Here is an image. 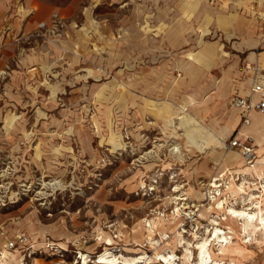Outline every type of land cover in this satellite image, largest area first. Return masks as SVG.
I'll use <instances>...</instances> for the list:
<instances>
[{
	"label": "rangeland",
	"instance_id": "obj_1",
	"mask_svg": "<svg viewBox=\"0 0 264 264\" xmlns=\"http://www.w3.org/2000/svg\"><path fill=\"white\" fill-rule=\"evenodd\" d=\"M47 1L69 8L54 33L32 24L22 38L0 39V262L6 250V264H73L79 251L95 264L104 247L132 256L141 245L150 256L168 250L189 264L175 231L184 228L182 239L192 241L217 218L232 237L224 254L211 241L214 258L264 264L258 231L244 233L224 209L198 201L222 170L248 165L228 146L240 127L229 99L250 75L244 53L238 71L234 44L264 38V0H184L175 21L156 19L157 0ZM233 64L225 100L195 99L193 86ZM211 113L214 124L228 115V131L210 126ZM242 177H220L216 201L239 208L252 200L264 210L259 177L245 174L250 182L240 190ZM185 191L187 202L205 205L176 211L171 197ZM154 217L150 242L144 221Z\"/></svg>",
	"mask_w": 264,
	"mask_h": 264
},
{
	"label": "crops",
	"instance_id": "obj_2",
	"mask_svg": "<svg viewBox=\"0 0 264 264\" xmlns=\"http://www.w3.org/2000/svg\"><path fill=\"white\" fill-rule=\"evenodd\" d=\"M91 1L98 4L101 3V1L111 2L112 0ZM157 2L161 6L157 12L156 19H164L166 16L172 21L180 19V15L184 11V8L182 7L185 4L184 0H157ZM90 9V3L82 5L81 13L83 16L89 15ZM53 11L58 12L62 18L65 19L69 13V8L64 5L55 6L53 8L51 3L47 0H0V39L9 38L10 36L12 38H22L23 36H26L30 33L29 26L31 27L32 24L37 25L39 21L48 19L50 13ZM94 21L96 27L101 25L99 20L94 19ZM235 42L234 52L237 59L236 66H239L242 58L241 53H244L243 61L246 62L247 65L246 67H243V70L248 69L250 75L242 82L243 88L241 90L240 88H236L231 96L234 94L241 96L249 95L252 82L257 80L260 74H264V49H253V45H259V43L264 45V38L259 37L250 39L249 37L244 36L243 39H238ZM236 66L233 64L230 69L226 66L217 68V70L209 77L208 75L206 76L204 83H199L193 87L192 85H189L192 87L191 90L194 93L195 99L204 98L207 101L225 100L229 93V87L233 83L229 80L228 72L235 74L233 70H236ZM238 71L240 72L239 67ZM239 86L240 85L237 84V87ZM260 97L261 95L256 92L251 93L252 100H258ZM232 107L237 112L240 121V127L237 129L235 136L241 140L248 137L253 145L258 144V147L255 148V153L256 150L264 151V111L257 109L250 110L248 114L249 122L244 123L242 122L240 108L235 106ZM198 116H207V114L199 112ZM208 117L210 118V126H214L216 131H228L227 114L225 118L221 115L219 123L215 120V124L212 119V113L208 114ZM241 129L244 130L242 131ZM230 131V135H232L234 132L233 129ZM258 156L260 157L261 154ZM257 158L256 155V159ZM51 264L57 263L52 262Z\"/></svg>",
	"mask_w": 264,
	"mask_h": 264
},
{
	"label": "bare ground",
	"instance_id": "obj_3",
	"mask_svg": "<svg viewBox=\"0 0 264 264\" xmlns=\"http://www.w3.org/2000/svg\"><path fill=\"white\" fill-rule=\"evenodd\" d=\"M182 109H186L187 107L185 105L180 106ZM191 120L198 121L192 114H189ZM201 124V123H199ZM242 131L244 129H241ZM221 140V139H219ZM172 150L177 151L178 146L173 145L171 147ZM232 159L238 160V155L231 156ZM241 159L239 160V162ZM264 164V154H261L260 157H258L253 164L245 165L242 169H235L229 172H226L222 170L218 176H214L212 181L209 182L208 187H204V191H202L200 194H198V201L207 200L210 202H213L214 205H209V209L214 207L218 209H224L225 214L229 215L231 218L236 219L239 221V224L241 226V230L244 231V233H249L247 230L251 228V231L255 234V232H259L262 235V239L264 241V210L259 206L258 203L253 202L252 200H247L244 202L239 208L234 206H227L224 205L223 200H217L216 197L220 194L219 189L217 188L221 183H218L217 180L220 179L223 175H226L231 172H238L242 173L243 177L242 180L239 182V185L237 187L241 189L242 185L246 182H250L246 177H244L245 174H249V172H254L257 174V177H259V187H262L264 189V175H261L264 173L263 171H259V165ZM261 170V169H260ZM234 180V178L232 177ZM58 181L53 182H47L43 184H56ZM180 186H176L174 188V191L180 190ZM150 189H154V187H150ZM244 191V190H243ZM190 192H182V193H176L172 195L171 202L175 204L174 209L181 210L182 213L187 214V211H185V208H189L190 206H196L205 205L204 203H189L186 200L188 199V194ZM255 196H259L258 194H250L249 198H254ZM184 200V201H182ZM249 202V204H248ZM198 209V208H196ZM189 210V209H188ZM160 213V212H159ZM161 214V213H160ZM226 218V216H220L219 219ZM153 219V220H152ZM152 219H145V224L148 226V234L146 235L150 242L152 239V232L153 227L152 223H154L155 219H159L158 217H154ZM209 226L205 228V233L207 236H200L198 234L193 235L192 241H185L183 238V235L181 232H185L186 230L184 228H181V230L175 231V236L173 238L177 239L182 244L183 249V257L188 260L189 264H224V262L221 260V258H214L212 256V252L210 250V244L211 241L214 243H218V253L224 254V252L227 250V243L231 242L229 238H231V235L226 234L227 230H224L221 225L220 221L217 218H210ZM162 238H166L167 235L164 233L161 235ZM250 239V237L247 238V240ZM246 241V240H245ZM106 244H111L112 241L110 238H107ZM195 249V259H193L194 251ZM138 251H135L136 255H124L122 253H116L112 251L110 247H104V251L98 256V262L99 264H133L135 262H139V260L144 259L148 262H155L158 261L162 264H177L175 261L178 256L175 255L172 251H155L151 256L145 252V250L141 247V245L138 246ZM7 253H10L6 250L2 251L1 257V264H6L7 260L5 258L7 257ZM216 253V252H215ZM82 256V255H80ZM84 257V256H83ZM4 258V261H3ZM85 258V257H84ZM85 261V260H84ZM231 264H240L235 261H232Z\"/></svg>",
	"mask_w": 264,
	"mask_h": 264
},
{
	"label": "built area",
	"instance_id": "obj_4",
	"mask_svg": "<svg viewBox=\"0 0 264 264\" xmlns=\"http://www.w3.org/2000/svg\"><path fill=\"white\" fill-rule=\"evenodd\" d=\"M62 22V16L56 12L53 11L50 13L48 19L41 20L37 23L36 28L40 30L43 34H50L54 33ZM256 92L261 95V97L258 100H252L251 93ZM230 104L232 106L238 107L241 110L242 113V122L248 123L249 118L248 114L250 110L257 109L260 111H264V74H260L257 78V80H254L252 82L251 88H250V94L249 95H237L234 94L230 97L229 100ZM228 146L230 147H238L240 150V153L243 157V159L248 164H253L256 161V153L254 149V145L247 137L244 140H241L237 138L236 136L232 137V139L228 142ZM161 213V212H160ZM9 246H14V241H9ZM79 251L76 253V258L73 260V264H88L85 260L86 256L83 254L80 256ZM85 258H84V257ZM92 263L99 264L98 258L91 259ZM133 264H162L161 262L158 263V261L155 262H148L147 260L141 259L139 262H135Z\"/></svg>",
	"mask_w": 264,
	"mask_h": 264
}]
</instances>
